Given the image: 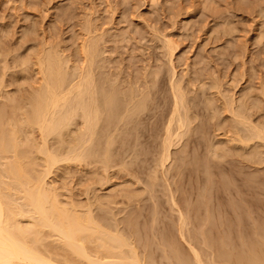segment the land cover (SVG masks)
<instances>
[{"label": "rangeland", "instance_id": "1", "mask_svg": "<svg viewBox=\"0 0 264 264\" xmlns=\"http://www.w3.org/2000/svg\"><path fill=\"white\" fill-rule=\"evenodd\" d=\"M87 25L91 26L92 29L95 28L94 30H92L94 34L99 33L97 35H91L93 34L90 31L91 28L87 27L88 30L90 31L87 32L89 34L91 33L90 35H88V40L89 38L94 39V37L91 36H95L96 40L97 38L100 37V39H98V43L102 40V38L103 40L105 39L104 41L100 42L101 44H98L99 47L102 45L100 49H98L99 53L102 52L99 55L102 54L105 55L101 57L99 56V58H102L103 60L101 59L102 60L101 61L98 58L99 60L98 64H100L101 68L103 67V64H104V68L107 67L105 70L103 69L102 72H105L107 70L106 73L109 72L108 75L111 74L110 72H113V74H111L112 76L109 75V77L111 76L110 78L112 79L114 77V80L116 78L118 80L119 77L118 82L123 87L124 85H126L125 89H127L128 88L127 86L132 82L134 86H138L140 87V89L141 88L145 89V87L147 86L146 82L149 83V86L151 84L153 86V83L155 81L158 83L157 84L155 82L156 85L153 90L154 93H156L155 95L156 104L155 102L154 104L151 103L152 104L151 108L147 111L148 114H151L152 118L146 122H142L140 126V128L153 127V131L152 129L151 130L148 129L146 135L141 138V141L143 143L138 147H135V140L136 138H138L139 135H137V132L132 129L133 127L131 126L132 125L131 124L129 128L126 129L127 132L124 131L127 134L125 135V133L123 132V134H121L120 136L121 138L120 137L118 138L117 141L118 143L117 145H115L116 147L114 146L115 148L114 147L112 148L114 160L112 161V164L109 166V168L111 169L113 168V169L107 170L106 175L104 172L105 170L103 171L104 168L102 167L101 164L100 166L102 168L99 166V164L96 167L95 166L85 167L84 165L72 164L70 166L68 165L70 168H68V166L66 168L63 165H62L63 167L60 165L59 167H61L62 169L61 168L59 169V167L56 168L57 170L54 169L53 172L57 171V173L52 172L51 174L52 176L51 175H50L51 177L49 176L50 178L48 182L49 184L50 183L52 184L50 185L51 187L54 186V188L57 189L56 192L59 193V195L60 194L62 195L63 200L61 201L63 202V204L65 203L69 204L71 203L69 202L70 200L73 201L75 200L74 203H76L78 206L84 204L83 207H85L86 204L88 203L87 205H89V203H91V200H93L97 195L96 199H94L92 202H96L98 200L97 202H100L99 204H103L102 206H107V207L104 208L101 207V209H99L100 208L98 207L99 205L97 206L95 204L97 207L94 206V209L96 208V210L99 211L98 213V211L95 210V213H97L96 215L99 217L101 216L100 218L105 219L106 222L107 220L109 221L111 220L110 223L113 222L112 221L113 219L111 217L113 216L114 212H115L114 216L115 217L121 216L122 218L121 220L123 221L132 218L134 223V231L132 232H134V235L133 233L131 234V231H129V234L132 235L131 237H134L135 241L136 240L139 241V242L136 241V243L138 249L140 248L138 250L139 252H141L140 254L143 256V253L145 254V252H147V254L150 255L152 250L154 251L156 250L155 252H158L157 256L154 251L150 255L152 258L151 259L149 258V261L152 262V264H160V262H162L163 260L164 261L161 264H163L164 262L166 264H169L170 262L171 264L174 259L176 260L175 252L173 251V249L171 251V249L169 250L168 248L174 243L176 244V247L180 249L182 246L184 247V249L182 248L184 250L183 255L188 256V257L187 256L184 257V259L187 257L185 259L186 260L185 264L190 261L191 262L188 264H194L191 260L192 259L191 253L189 251H185L188 250V248H186L185 245H181L180 240L178 239L179 238V236H177L178 229L175 230L176 228H178V224H177L178 217H176L177 214L174 213V210H173V215L170 214V212H172L171 211L172 209L168 201L169 195L167 193H169L168 191L169 188L166 189L168 187L166 185L170 182L172 189L176 192L178 191L177 196L180 198L179 203L180 205H182L184 213L186 212L185 214L187 215V217L189 215H190L189 217H191L192 216L191 206H189L188 204L189 203L188 199L192 192L195 193L193 189H195L196 178L194 177L195 178L194 179L191 173L196 172L201 177V180H199L200 185L198 184V186H200L198 192L200 193L202 216L199 217V219L196 222L198 227H192L191 225L189 229H191L192 231L196 229L195 233H199L202 228L206 227L205 230L207 232L205 231V233L208 234V236H214V234H216L215 232L216 227L218 225L220 226L222 225L223 229L222 231H220L221 233L220 232L218 233V235L220 236L217 235L215 240L214 238L211 239L208 244V246L210 245V247H208L209 249L211 248L213 250H218V251L225 250L230 252H236V251L238 252L241 251L242 249L241 252L244 251L246 252L249 249V247L253 246L254 243L263 242L261 240L262 239L264 240V178H263L264 163H262L264 162V158H262V156L264 155V143L262 141L260 142L259 140V141H254L252 143L253 145L251 144L252 146L250 147H243L242 144L236 142H230V140L227 139L228 138L230 139L229 137L230 132H232L230 135H232L233 137L234 131L237 130V127L241 126L242 128L243 126L238 123L239 119L238 120H236L237 118L235 119L236 116H232L231 118V116L228 115L230 114V111L231 114L236 113V114L247 115L246 113H248L250 120L253 118V121L252 120L251 121L253 122L254 125L264 126V97H263L264 95H262L264 94V0H0V44L2 45V46L0 45V78L5 76L4 74L6 71L9 72L8 75L6 73L5 80L4 78H2L5 81V86L1 85L2 79L0 81L1 83L0 93H2L0 94V96L4 95L0 99L3 101L4 99L2 98L4 97L6 98V95L9 94L10 103L13 101V104L11 103L12 104L11 105L7 100L8 98H6V100L9 103L8 105H10L9 108L11 106L14 107V104L17 102L20 103L21 99L25 100L27 97H29L27 98L29 101L30 96L32 95V94L29 95L30 93H32V86L33 87L37 86V84L40 82V81L39 82L36 81L39 79L38 76L40 75L39 73H36L39 70V68L35 69L34 67L35 65L37 67L36 62L38 57L36 56H39L42 53L43 50L41 49H43L45 45L49 46L50 44L49 48H53L55 46V48L53 49H58L57 51L58 52L61 51V54L63 52L64 54L62 55L63 57L65 55V59L67 58L66 60H68L69 57L71 58V59L69 58L68 61L71 64L73 63L72 66L82 67L80 64L82 62L84 63L83 61L84 56L82 53L83 50L81 49L83 46L82 44L85 43V41H87L86 38L87 33H85L87 29L86 28ZM100 35L101 36L105 35V37L103 36L101 38ZM166 40L167 41L171 40L172 44L173 45L175 44L174 46L172 45L173 46L172 48L175 49V50L173 49V51L175 52L174 57L171 52L168 53L169 50H167L166 48L168 47V45L165 42ZM51 45L54 46L52 47ZM80 51H82L81 52L82 55L80 54ZM103 51H105L106 53ZM169 54L172 56H169ZM29 57L30 58L32 57L31 60L32 62L35 63L34 65L30 61L28 62L29 63L28 65L26 64V66L32 64V66L30 65L28 68L30 69L29 70L30 73L28 72V69H26V66L22 65L23 62L22 59L27 63V61L30 60L28 59ZM169 57L170 58L172 57L173 59H170ZM34 58H36L35 59L36 61H33ZM15 59L17 60V62ZM106 60L108 63L107 62H106L107 64L103 63ZM170 60L171 61L173 60L172 63H170L171 62ZM74 62L75 65L77 64L78 66H75ZM5 64H7L8 68L10 66L9 71L8 69L6 70ZM20 64L22 66H20ZM172 66L175 68L176 71L175 74L177 78L176 76L175 78H173L174 76L173 74L175 71L173 72V68L171 70ZM3 69L5 70V72L2 73V71H4ZM23 70L24 73L27 70V74L26 73L22 74ZM33 71L36 74H34ZM118 71H120L121 73H119ZM170 72H172L173 74ZM144 73L145 74L147 73V76L144 75ZM2 74L4 76H2ZM25 75L26 78L24 77ZM115 75L117 77H115ZM171 75L172 78L170 79L171 80L170 81L169 77H171ZM155 76L156 79L158 77L160 81L158 79H157L158 81L155 80ZM141 77H144V79L146 80H144ZM146 77H148L150 80H148ZM120 79L122 81H120ZM123 79L125 81L127 80L126 83L125 81H123ZM139 79L141 81L144 80L143 82L145 84L143 82L142 84ZM190 79L192 83H190L191 82ZM173 81L176 83L177 82L182 83L179 84L183 86L182 88L186 96L187 107L189 108L188 110H190L191 112V113L189 112L190 114L188 113L189 118L192 121L191 128L192 127L193 128L190 130L191 132L188 133L189 135L187 134V136H185L183 140L184 144L182 141V144L179 145L180 149L179 146H177L178 148L175 147L176 149L173 148V157H174L173 162H171L170 166L167 165L168 166L167 170L165 169V171L166 172L168 171L169 173L168 172L166 173L164 170H161L164 171L163 174L161 171L155 168L156 166L155 159L153 157L157 156V153L160 149L159 146L162 141V135L164 133V126H165L164 124H166L170 116L169 113L173 109V102H174L172 99L173 92H171L172 86L170 87ZM211 82L212 84L214 83L213 85L215 86V88L214 86H212ZM18 83H21V85ZM195 86L196 89H194ZM216 87L219 90H217ZM2 88L4 89L6 88V89L3 90ZM204 89H206L207 91L206 90L203 91ZM4 91L7 93H5ZM220 92L222 94V97L220 96L221 95ZM190 94L192 97L189 96ZM13 95H14V99H12ZM233 95L235 98L233 97L234 99H230L232 98ZM259 96H262L263 98H260ZM215 97L217 99H215ZM255 97L257 99L259 98L260 100L259 99L257 100ZM27 99L25 100V102L27 101ZM223 99L225 100L226 103L224 102ZM232 100L235 101L234 106L236 105L235 107L237 110L232 107L233 106L232 104L234 103V101ZM1 102H0V105L2 104L1 106H5L4 104L8 106L7 103H4V101H3L4 104ZM25 102L23 104L20 103V105H23L24 107V105L26 104ZM230 103L232 104L229 105ZM227 104L229 107L227 106ZM256 105L257 107H255L254 110V106ZM225 107L227 109L226 110L227 113L225 111ZM231 107L233 108L234 112L232 111V109L228 110V108ZM168 110H170V112ZM247 110L249 111L254 110V113L250 112L251 113L250 115L249 111L247 112ZM213 117L216 119H214ZM234 122L235 123L237 122L236 123L237 127L234 126L235 125ZM234 127L236 128L235 130L233 129ZM228 129L231 131H229ZM243 129L244 127L241 129V131ZM244 131L245 130H243V132ZM216 132L217 133L219 132V134H217ZM214 134L217 136H215ZM37 136L38 135H36V137ZM72 136L69 137L72 138ZM219 136L221 138H219ZM69 137H67V139ZM124 139L126 141H124ZM70 140L72 142L73 138ZM123 142H125L126 145L123 146ZM52 143H54V141ZM230 145L231 147H229ZM227 147L229 148L226 149ZM234 147L237 149H235ZM218 148H220L221 151ZM211 149L213 153L211 152ZM185 150H188V152ZM128 151L131 152L129 153ZM218 152H220L221 155L216 156V153ZM137 154H139L140 157H137L136 159L134 156H136ZM143 154H147V158ZM208 154L210 155V157ZM215 157H223L222 165L224 166H221V168L215 167L214 164L215 162H217V158ZM226 157L230 160H228ZM133 158H135L136 161ZM260 158L262 159L260 160ZM40 160L41 158L39 157L38 162ZM124 161H126L128 165L124 163ZM131 162L134 164L132 165ZM122 163H124V166L126 167L121 165ZM129 163L132 166H130ZM182 165H184V167ZM121 166H123L122 169L120 168ZM115 167H119V169ZM153 167L155 168L156 171L154 170ZM65 168L68 169V171L65 172L64 171L66 170ZM80 169L81 172H79ZM82 169L84 170L83 172ZM152 171H155L154 174L157 171H159L160 174L157 172V174H155L156 177L155 176L152 177V175H154ZM95 173H97V176L95 175ZM133 174H137V175H133ZM162 174L164 176L166 175L165 178L162 177L163 176ZM107 175L108 176L110 175L109 177L111 179L108 178ZM168 175L169 177H167ZM157 176L158 179H156ZM166 177L168 179H166ZM136 178L139 180L134 181V179ZM100 179H101V183L99 181ZM163 179H166L165 181L166 182L169 181V182L165 183ZM212 179L220 180L222 189L227 192L230 191L236 192L237 190L240 189L243 190V188L244 190H246L248 187L253 188L254 186H257L258 188L256 190L258 191V194L255 195L256 198L254 200V205L251 206V208H249L248 204L243 200L244 197L250 198V196H244L243 198L238 196L237 198L233 197L234 199H230V200L225 199L223 204L221 203L222 206L215 204L214 192L216 187L215 185H213L211 181ZM105 180L106 181L109 180L108 181L109 183H106ZM159 180L162 182H160ZM139 181L142 183H140ZM137 182H139L140 184ZM153 182L155 184V185L153 184L155 188L152 186ZM158 182L161 184H159ZM174 185H176L177 187ZM148 186L150 189L146 188ZM144 187L146 188V190H144L145 189ZM87 188H89L90 191L93 190L92 193L89 192L91 193L90 196L91 195L93 196V197L91 196V200H88L87 194L89 193ZM148 189L151 191L149 192ZM129 194L130 195L132 194V196H130ZM61 195H60V199H62ZM72 196H74V198ZM122 197L124 201L122 200ZM195 197L196 194H193V198ZM113 199H115V201L118 200L119 202L116 201V203L114 204L115 201ZM127 201L130 203L129 206L127 205L128 204ZM105 202L113 205L110 204L107 205V203ZM136 202L139 203V205L136 204ZM154 203L158 205L156 210H155L156 205H153ZM166 204L169 205V207ZM108 206L110 207L108 208ZM117 206L119 210L116 209ZM223 208L236 210L237 214H232V216L231 215L227 216ZM102 209H105L104 211L106 210L108 211L106 212L101 211ZM109 209L110 210L113 209L112 211L114 212L110 211ZM137 210L139 211L137 212ZM109 211L112 212L113 214L112 213L110 214ZM116 211L117 214L119 215H116ZM124 211L125 213L127 212L128 214L126 213L127 214L126 215ZM208 212L210 213L209 214L210 217L206 216L208 215ZM106 213H108L109 216ZM156 214L157 217H153ZM123 215L124 218L122 217ZM159 216H161V218ZM172 219H174L175 223H173L174 221ZM118 220H120V218ZM153 220L155 221L154 228H152ZM156 221L158 222L156 223ZM207 222H210L208 224L209 228L205 226L207 225L206 224ZM240 226L241 228H239ZM160 227L161 228L163 227L162 228L163 230ZM154 231L158 233L156 234ZM161 232L164 234L163 236ZM138 234L141 236H138ZM146 235H148V237L145 238ZM256 235L258 236L256 237ZM153 237H156L155 239L157 240L155 241ZM163 237L165 241L164 239L161 240V238ZM173 239L176 242H174ZM167 240L169 241L170 245H168L169 243ZM50 241L53 242L52 245L54 244L53 246L56 248L57 244L54 243V239ZM162 241L164 244L162 245L167 248V249L162 248L165 250V254H163L164 250L162 254L161 251L159 250L161 249L160 247L163 246H158L159 244H161ZM46 242L48 243L49 239H47ZM154 243L155 245L153 246ZM48 244L51 243L49 242ZM143 245H146L144 246V249L146 248L145 250L144 249L142 250ZM155 246L158 247L159 249L157 250ZM224 246L226 248H224ZM57 248L59 249V247ZM208 248L204 249V251H207ZM228 248H230V250ZM166 250H169L168 251L169 253ZM171 252L174 258H172L173 256H171L172 254H170ZM204 253L205 255L207 254L206 252ZM189 254L191 256H189ZM164 255H166V257H169V260H172V262L171 261L168 262V259ZM154 256H155L154 259H156L157 263L155 260L154 262L152 261ZM219 256L220 255H218V257ZM208 257L210 258V256ZM208 257H206V260L208 259ZM188 258H190L189 261ZM175 260L173 263L179 264L178 261ZM224 261L225 260L221 259L220 257L216 259V263L218 262V264L220 263L224 264ZM209 262L211 263V261ZM227 263L229 264L230 262H226L225 264Z\"/></svg>", "mask_w": 264, "mask_h": 264}, {"label": "bare ground", "instance_id": "2", "mask_svg": "<svg viewBox=\"0 0 264 264\" xmlns=\"http://www.w3.org/2000/svg\"><path fill=\"white\" fill-rule=\"evenodd\" d=\"M89 23H91V22H89ZM88 25L86 26V28L87 27L91 28L92 25L91 24H90L91 26H88ZM29 29H27V30H29ZM94 29L91 28L90 31L92 32V30H94ZM87 31L90 32L88 30V28L86 29V32H85V33H87V37L84 35L87 38V41H85L86 40L85 39L84 40L85 43L82 44V42H81V44L83 45L81 50H83V52L80 51V54L82 52L83 56H84V58H83L84 63L81 61L82 63L80 64L82 67L72 66L73 63L71 64L68 61L70 57L68 58V60H66L67 58L65 59V55H64V57L62 55V54H64L63 52L61 54V51L60 52L57 51L58 49H53V48H55L54 45H53L54 47L51 45L53 48H49L50 44H49V46L45 45L44 48L41 49V50H43L42 53L41 54L38 53L40 55L36 56V57H38L37 62H36L37 67H36L35 63L32 62V60H31L32 57L28 58L30 60L27 61V63L22 59V61H23L22 65L23 66H26V64L28 65L29 64L28 62L31 61V63H33L35 65L34 66L35 69L39 68V70H38L39 72L38 71L37 72L35 71V72L40 74V75L38 74L39 75L38 77L40 80L39 79L36 80L37 82H39V81L40 82L38 84L34 83V84H37V86H34V87L32 86V93H30V94L28 93L29 95L32 94L30 96L29 101L27 99L29 97L26 98L27 99L26 102H25L26 99L25 100L21 99L20 103L23 104L25 102L27 105L25 104L26 106L24 105V107H23V105H20V103L17 102L14 104V107L11 106L12 108L11 107L9 108V106H10V105H8L10 103L9 94L6 95V98H8L7 100L9 101V103L5 97L2 98V99H4L3 100L4 103H7L8 106H6V104H4L3 101L0 99L2 101V102L1 101L0 102L5 105V106H1L2 104L0 105V264H152V262L149 261V258L150 259L152 258L150 255H151V253H153L154 250H152V248H151L152 251H151L150 255H148L147 252L143 251L148 256L145 255L144 253L142 256L140 254L141 252L138 251L140 248L138 249V247H137V243H136L137 240L135 241L134 237H131L132 235L129 234V231H131V234L133 233V235H134V232H132V231H134V223H133L132 218L127 219L128 218L127 217L126 218L127 220L123 221V220H121L122 219L121 216L120 217L114 216L115 212L112 211L113 209L110 210L111 208L109 210L114 212V214H113L112 212L109 211L110 214L111 213L113 214L112 217L110 215V217L113 219L112 223H110L111 220L110 221L107 220V222H108L107 223L105 219L100 218L101 216L99 217L96 215L97 214V213H95L96 208L94 209V206L97 207L99 205L98 206V207H100L99 209H101V207L104 208L107 206H102L103 204H99L100 202H97L98 200L96 202H92L94 199H96V196H97L96 195L95 198L94 199L92 198L93 200H91L92 195L90 196V194L93 191L92 186H91L92 191L89 190L90 186H89V188H87L88 193L89 192H91V193H89V194L86 193L88 200H91V203H89V205H87L88 204L87 203L86 206L83 207L84 204L78 206L76 203H74L75 200L74 201L70 200L69 202H71V203L68 202L69 204H66V203L63 204V202L61 201V200H63L62 195L60 194L62 197V199H60L59 193L56 192L57 189H55L54 186H52L53 187L52 188L50 186L52 184L51 183L49 184V182H48L49 178L52 176L51 174H52L53 170L54 169L57 170L56 168H58L60 165L61 166L63 165L64 167L67 168L68 165L70 166L72 164L84 165L85 167H91V166L96 167V166H98V164H99V166L101 164L102 167L104 168L103 171L105 170L104 172L106 175L107 170L111 169V168H109V166L112 164V161L114 160L112 148L115 145H117L118 138L121 136V134H123L124 131L127 132L126 129H128L131 124H132L131 126L133 127L132 129L137 132V135H139L138 138L135 137L136 138L135 147H138L139 145H141L143 143L141 141V138L146 135L148 129L149 130L152 129V131H153V127H151V128H146V127L140 128V126H141L142 122H146L152 118L151 114H148L147 111L151 108V105H152L151 103L154 104V102L156 101L155 100L156 93H154L153 90H154V87L157 83L155 80H157L158 77L156 79V76H155L154 81L156 83L154 82L153 86L151 83H150L151 85L149 86V83L146 82L147 86L145 87V89L144 88L140 89V87L134 86L132 81H131L132 83H130L127 86L128 88L125 89L126 85H124V87H123L122 85L119 84V82H118L119 77H118V80H117V78L114 80V77H113V79L110 78L112 76L111 74H113V72H110L111 74H109V75H111V76L109 77V75H108L109 72L106 73L107 70L105 72H102V70L103 69L105 70L107 67L104 68V64H103V67L101 68L100 64H98L99 60L102 59V58H99V56L100 57L105 56L103 54L99 55L102 52L99 53V51H98V49H100V47L102 46L101 45L99 47L98 44H101L100 42L105 40V39L103 40V38H102L103 36L105 37V35H103V36L100 35L102 40L101 41L99 40L100 42L98 43V39H100V37L97 38V40H96L95 36H91V37H94V39L89 38V40H88V35H90L91 33L89 34ZM7 32H9V31H7ZM33 32H34V30H33ZM97 34H99V33H97ZM97 34L93 33L91 35H97ZM261 37H262V35H261ZM122 39H123V36H122ZM165 42L168 45V47L165 46L167 48V50H169L168 53L171 52L173 57H174L175 52L173 51L174 48H172V47L175 44L173 45L171 40L170 41L166 40ZM46 43H48V42H46ZM59 50H60V48H59ZM103 52H105V51H103ZM172 55L169 54V56H172ZM98 58H99V60H98ZM35 59L36 58H34L33 61H36ZM170 59H173V58L171 57ZM172 61L170 63H172ZM16 62H17V60H16ZM106 62H107V60L103 63H106ZM7 64H5L6 65L5 68H6V70L8 69V71H9L10 66L8 68ZM106 64H105V66H106ZM22 65L20 64V66H22ZM30 65L32 66V64H30ZM74 65H75V62H74ZM101 65H102V63H101ZM29 66H26V69H28ZM75 66H78V65L76 64ZM11 68H12V66H11ZM20 68H22V67H20ZM172 68H173V72H174L175 68L172 66L171 70H172ZM24 70H23L22 74H25V73L27 74V70L25 71V73H24ZM29 70L30 69H28V72H29ZM21 71H22V69H21ZM3 72H5V70L2 71V73ZM118 72L121 73L120 71H118ZM148 72H149V70H148ZM6 73H7V75L9 74V72L6 71L4 74L5 76H6ZM33 73H34V71H33ZM36 73H34V74H36ZM170 73H172V72H170ZM175 73H176V71L174 72V74L172 73L174 75L173 78H175V76H176ZM4 75L2 74V76H4ZM130 75H129V77H130ZM144 75L147 76V73L146 74L144 73ZM5 76L2 77V78H4V80L6 78ZM148 76H149V74H148ZM158 76H160V75H158ZM24 77L26 78V75ZM115 77H117V76L115 75ZM2 78H0V81ZM16 78H17V76H16ZM141 78L144 79V77H141ZM146 78L148 80H150L148 77H146ZM171 78H172V75H171V77H169V80ZM176 78H177V76H176ZM121 79H122V76H121ZM121 79H120V81H122ZM4 80L2 79V84L0 83L2 86H5ZM144 80H146V79H144ZM3 81H4V83H3ZM26 81H28V80H26ZM123 81H125V80L123 79ZM126 81H125V83H126ZM136 81H138V80H136ZM143 81L140 80L141 83ZM190 81H191V79H190ZM169 83H171V82H169ZM179 83H181V82H179ZM179 83L178 82L176 83L173 81L172 84L170 85V87L172 86L171 92H173V98H172L174 101L173 102V109L171 112H170V110H168L170 112V113L168 112L170 116H169L166 124H164L165 125L164 126V133L162 135V141H161L160 146H159L160 149H159V151L157 150L158 151L157 156L153 157L155 159V165H156L155 168L159 171H161V170L165 171V169L167 170V168H168L167 165L170 166L171 162H173V158H174L173 157V148L174 149L178 148L177 146L182 144V141L184 140L185 136H187V134L189 132H191L190 130L193 128V127L191 128L192 121L190 120L189 115H188L190 110H188L189 108L187 107L186 96H185V93H184L183 88H182L183 86L181 85L182 83L181 84H179ZM190 83H192V81ZM7 84H9V83H7ZM18 84L21 85V83H18ZM123 84H124V82H123ZM205 84H203V85H205ZM211 84H212V82H211ZM213 84H212V86H214ZM194 85H195V83H194ZM6 86H8V85H6ZM139 86H141V85H139ZM217 86H219V85H217ZM33 88H34V90H33ZM214 88H215V86H214ZM2 89L5 90L6 88L5 89L2 88ZM194 89H196V86L194 87ZM216 89H217V87H216ZM0 90H1V87H0ZM205 90L206 89H204L203 91H205ZM212 90H214V89H212ZM217 90H219V89H217ZM185 92H186V90H185ZM215 92H217V91H215ZM5 93H7V92H5ZM0 94H2V93H0ZM220 94H221V92H220ZM262 95H264V94H262ZM2 96H4V95H2ZM2 96H0V98ZM189 96H191V94ZM220 96L222 97V94ZM233 97H234V95L230 99L235 98V97L234 98ZM259 97L263 98L264 96L263 97L259 96ZM12 99H14V95H13ZM215 99H217V98L215 97ZM221 100H222V98H221ZM19 101H20V99H19ZM232 101H234V100H232ZM214 102H212V103H214ZM224 102H225V100H224ZM228 102H230V101H228ZM261 102H263V101H261ZM11 103L13 104V101ZM220 103H221V101H220ZM155 104H156V102H155ZM231 104L232 103H230L229 105H231ZM234 104H235V101L232 104L233 105L232 107L236 109V107H235L236 105L234 106ZM219 106H221V105H219ZM225 106H226V104H225ZM227 106H228V104H227ZM242 106H243V104H242ZM258 106H260V105H258ZM223 107H221V108H223ZM232 107L228 108V110L232 109V111H233ZM255 107H257V105L254 106V110H255ZM250 108H248V109H250ZM165 110H167V109H165ZM226 110L227 109L225 107V111ZM238 110H240V109H238ZM254 110L253 111L247 110V112L249 111V113L250 112L254 113ZM256 111H258V110H256ZM226 113H227V111H226ZM228 113H229V111H228ZM243 113H246V112H243ZM251 113H250V115H251ZM246 114L247 115L236 114V113L231 114V111H230V114H228V115H230L231 118H232V116H236L235 119L236 118H237L236 120L239 119L238 123L240 125H243L242 128L244 127L243 130H245V131L244 132H243V130L241 131V129H242L241 126L237 127L236 126L237 122L236 123L234 122L235 123L234 126L237 127V130L234 131L233 137H232V135H230L232 132H230V134L228 133L230 139L228 138L227 140H230V142L240 143L243 145V147H250L253 145L252 143L254 141H259V140H260V142L262 141L264 143V126L254 125L252 122L253 118L251 119L252 120L251 121L250 117L248 116V113H246ZM215 116H216V114H215ZM214 119H216V118H214ZM193 122H194V120H193ZM238 128H241V129H238ZM233 129L235 130L236 128L234 127ZM229 131H231V130H229ZM73 133H74V135H73ZM126 134L127 133H125V135ZM217 134H219V132ZM36 135H38V136L36 137ZM69 136L70 137L72 136V138H73L72 142L70 140L72 138H70ZM215 136H217V135H215ZM67 137H69L70 139L69 138L67 139ZM131 137H133V136H131ZM127 138H129V137H127ZM219 138H221V137L219 136ZM53 141H54V143H52ZM124 141H126V140L124 139ZM146 141H147V139H146ZM149 141H150V139H149ZM183 144H184V141H183ZM124 145H126L125 142H123V146ZM231 145H232V143H231ZM231 145L229 147H231ZM234 146H235V143H234ZM229 147H227L226 149H228ZM232 147H233V145H232ZM208 148H209V146H208ZM253 148H254V146H253ZM179 149H180V146H179ZM186 149H188V148H186ZM212 149H214V148H212ZM212 149H211V152H212ZM218 149L220 150V148H218ZM218 149H217V151H218ZM235 149H237V148H235ZM255 149H256V147H255ZM134 150H135V148H134ZM185 151L188 152V150H185ZM143 155L147 158V154H143ZM149 155H150V153H149ZM154 155H155V153H154ZM218 155H221V153L220 152L216 153V156H218ZM263 156H262V158H264ZM39 157L41 158V160L38 162ZM134 157L137 159V157H140V156H139V154H137ZM209 157H210V155H209ZM223 157H215V158H217V162H215V164H214L215 167L221 168V166H224V165H222ZM135 158H133V159L135 160ZM262 158H260V160ZM122 159H125V158H122ZM127 160H129V159H127ZM228 160H230V159H228ZM247 160H249V159H247ZM181 162H183V161H181ZM124 163H126V161H124ZM124 163H122L121 165L124 166ZM210 163H212V162H210ZM262 163H264V162H262ZM133 164L134 163H132V165ZM132 165L130 164V166H132ZM249 165H251V164H249ZM69 166H68V168H70ZM123 166H121L120 168L122 169ZM182 166L184 167V165H182ZM74 167H76V166H74ZM124 167H126V166H124ZM259 167H261V166H259ZM60 168L61 167H59V169ZM78 168H79V166H78ZM115 168L119 169V167H115ZM155 168H154V170H155ZM85 169H87V168H85ZM93 170H94V168H93ZM64 171L66 172V171H68V169H66ZM83 171L84 170L82 169V172ZM155 171H152L153 174ZM159 171H157V172L159 173ZM164 171H161V172L164 174ZM79 172H81V169ZM120 172H122V171H120ZM157 172L155 174H157ZM170 172H171V169H170ZM53 173H57V171L53 172ZM108 173H109V171H108ZM210 173H208V174H210ZM113 174H115V173H113ZM155 174L152 175V177L155 176ZM191 174L193 175V178L194 177L196 178V179L194 178L196 180V182H195V189H193L195 191V193L192 192L189 199H188V202H189L188 204H189V206H191V213H192L191 217H189L190 215L187 217V215L185 214L186 212L184 213L183 207L179 203L180 198L177 196L178 191L177 192L174 191L171 187L170 182L168 181L169 182L168 183L165 181L166 179H168L167 177H169V175L166 177V179H163V180L165 181V183H168L166 185V186H168L166 189L169 188L168 189L169 193H167L169 195V198H168V195H167V198L169 199L168 200L170 203L169 205L171 206V209H172L171 210L172 212H170V214L173 215V210H174V213L177 214V216L176 215L175 216L178 217V220H177L178 221V223H177L178 228L175 229V230L178 229V235H177V236H179L178 239L180 240L181 245H185V247L188 248V250H185V251H189L191 253L192 262L194 264H209L210 263L209 261H211L210 264H218V262L216 263V259H218L220 257L221 259L225 260L224 264L226 262H230L231 264L232 263L233 264H264V240L263 239L261 240L263 242L254 243L252 247H249L248 250L246 249L247 251L246 252L244 251L245 253L241 252L242 249H241V251H238V252L237 251L236 252H230V251H225V250L224 251H218V250H213L210 248L211 249V251H210V249L208 248V247H210V245L208 246L209 241L213 238L215 240L218 233L220 231H222L223 226L218 225L216 227V230H215L216 234H214V236H208V234L205 233L206 227H204V226H203L204 228H202L199 233H195L196 229H194V228H193L194 229L193 231L191 229H189L191 225H192V227H198L196 222L199 219V217L202 216L201 215L200 193L198 192L199 187H200V186H198V184H199V180H201V177L196 172H194V173L192 172ZM54 175H56V174H54ZM95 175L97 176V173H95ZM133 175H137V174H133ZM109 176H108V178H110ZM165 176L163 175L162 177L165 178ZM150 177H151V175H150ZM156 179H158V176ZM159 179H161V178H159ZM135 180H139V179L136 178V179H134V181ZM99 181L101 183V179ZM108 181L109 180H107L106 183H109ZM211 181H212L213 185H215V187H216L215 192H214L215 204L221 205V203L223 204L225 199H227V200L234 199L233 197L237 198L238 196H240L241 198H243L244 196H250V198L244 197L243 200L248 204L249 208H251V206L254 205V200L256 198L255 195L258 194V191L256 190L258 188L257 186H254L253 188L248 187L246 190H244V188H243V190L240 189V190H237L236 192H234V191L227 192V191H224L222 189V187H221L222 185H221L220 180L212 179ZM139 182H137V183H139ZM154 182L152 183V186H153ZM160 182H162V181H160ZM100 183H98V184H100ZM140 183H142V182H140ZM159 184H161V183H159ZM95 185H94V188H95ZM174 186H176V185H174ZM153 187L155 188V186H153ZM146 188H149V186ZM146 188L144 190H146ZM150 191L151 190H149V192ZM193 194H196L195 198H193ZM130 196H132V194ZM72 197L74 198V196H72ZM151 198H153V197H151ZM184 198H187V197H184ZM99 199H100V197H99ZM135 199H138V198H135ZM113 200L115 201V199H113ZM122 200L124 201L123 197H122ZM130 200H131V198H130ZM116 201H118V200H116ZM116 201L114 202V204L116 203ZM153 201H151V202H153ZM88 202H90V201H88ZM166 202H167V200H166ZM105 203H107V202H105ZM109 204L110 203H107V205H109ZM129 204L130 203L128 202L127 205L129 206ZM136 204L139 205V203H137V202H136ZM110 205H113V204H110ZM119 205H121V204H119ZM153 205H156V204L154 203ZM169 205H167V206L169 207ZM157 206L158 205H156L155 210H156ZM109 207L110 206H108V208ZM116 209H118V206ZM127 209H129V208H127ZM139 209H140V207H139ZM104 210L105 209H102L101 211H104ZM96 211H98V210H96ZM106 211H108V210H106ZM106 211H104V212H106ZM138 211L139 210H137V212ZM149 211H148V213H149ZM189 211H188V214H189ZM224 212H226L227 216H230V215L232 216V214H237L236 210H230L228 208L224 209ZM98 213H99V211H98ZM124 213H125V211H124ZM106 214H108V213H106ZM132 214H133V212H132ZM161 214H162V212H161ZM209 214L210 213L208 212V215H206V216L210 217ZM116 215H119V214H117V211H116ZM124 215L122 216L123 218H124ZM149 215H150V213H149ZM108 216H109V214H108ZM132 216H134V215H132ZM220 216H222V215H220ZM153 217H157V214ZM159 217L161 218V216H159ZM119 218H120V220H118ZM224 218H225V216H224ZM239 218H240V216H239ZM172 220L174 221V219H172ZM154 222L155 221L153 220V227L151 226L152 228H154ZM157 222L158 221H156V223ZM151 223H152V221H151ZM173 223H175V221ZM209 223L210 222H207L206 223L207 225H205V224L204 225L207 226V228H209L208 227ZM147 224H148V222H147ZM220 224H221V222H220ZM239 228H241V226ZM143 229H144V227H143ZM152 230H154V229H152ZM198 230H199V228H198ZM170 231H171V229H170ZM170 231H169V233H170ZM139 233H140V231H139ZM148 235H146L145 238L148 237ZM163 235L164 234L162 233V236ZM171 235H173V234H171ZM138 236H141V235L138 234ZM218 236H220V235H218ZM257 236L258 235H256V237ZM150 238H149V241H150ZM153 238L155 239L156 237H153ZM47 239H49V242L51 244H48L49 242L48 243L46 242ZM52 239H54V243L57 244V247H59V249L57 247L55 248L53 246L54 244L52 245L53 242L50 241ZM139 239H141V238H139ZM163 239H164V237L161 238V240H163ZM156 240L157 239H155V241ZM256 240H258V239H256ZM164 241H165V239H164ZM173 241H174V239H173ZM137 242H139V241H137ZM174 242H176V241H174ZM168 243H169V241H168ZM242 243H243V241H242ZM162 244H163V241L158 246H163L164 244L163 245ZM174 244L171 245L172 248H171V246L170 247L167 246L169 248V250L171 249V251H172V249H173V251L175 252L176 260L175 259L174 260L178 261L179 264H185V262H186L185 259L188 256L185 255L187 257L184 259V257H185L183 255L184 254L183 253L184 247L180 246L181 247V249H180V248L176 247V244L175 245ZM146 245H143L142 250L144 249V246H146ZM154 245H155V243L153 244V246ZM168 245H170V243ZM151 247H152V245H151ZM243 247H244V244H243ZM156 248H157V250L159 249L158 247H156ZM160 248L161 249H159V250L161 251V254H162L163 250L166 247L163 246ZM162 248H164V249H162ZM206 248H208V250H207L208 252L204 251V249H206ZM224 248H226V247L224 246ZM147 249H150V248H147ZM228 249L230 250V248H228ZM59 250H61V251H59ZM169 250H166V251L168 252ZM221 250H223V249H221ZM203 251L206 252L207 254L205 255V253ZM167 252H166V254H167ZM155 253L157 256L158 252H155ZM163 254H165V250H164ZM170 254H172V252ZM152 255H154V254H152ZM191 255L189 254V256H191ZM207 255L210 256V258ZM218 255H220V256L218 257ZM164 256L166 257V255H164ZM164 256H162V257H164ZM171 256H173V254ZM205 256L208 257V259H207L208 261L206 260ZM154 258H155V256L152 259L153 262H154V260L156 261V259H154ZM166 258L168 259V262L169 261L172 262V260H169V257H166ZM172 258H174V256ZM209 259H211V260H209ZM174 260H173V262H174ZM189 260H190V258H188V261ZM162 262H160V264ZM173 262L171 264H174ZM190 262H188V263H190ZM156 263H157V261H156ZM188 263H186V264H188ZM169 264H170V262H169Z\"/></svg>", "mask_w": 264, "mask_h": 264}]
</instances>
